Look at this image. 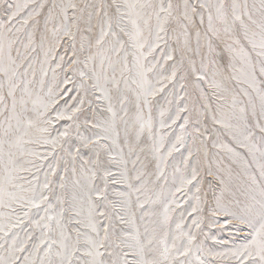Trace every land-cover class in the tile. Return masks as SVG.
<instances>
[{
	"label": "snow or ice",
	"instance_id": "obj_1",
	"mask_svg": "<svg viewBox=\"0 0 264 264\" xmlns=\"http://www.w3.org/2000/svg\"><path fill=\"white\" fill-rule=\"evenodd\" d=\"M0 264H264V0H0Z\"/></svg>",
	"mask_w": 264,
	"mask_h": 264
}]
</instances>
